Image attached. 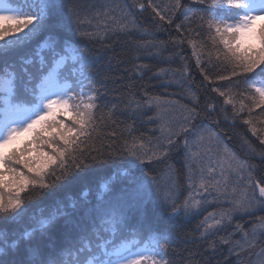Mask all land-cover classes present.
Instances as JSON below:
<instances>
[{
    "label": "snow or ice",
    "instance_id": "1",
    "mask_svg": "<svg viewBox=\"0 0 264 264\" xmlns=\"http://www.w3.org/2000/svg\"><path fill=\"white\" fill-rule=\"evenodd\" d=\"M199 2L207 5L206 21L204 15L200 18L206 23L215 53V61L210 52L204 64L202 53H196L193 45L204 80L212 82L213 70L221 81L243 77L253 104L264 110V0ZM180 6V0H175L174 7ZM138 7L146 10L143 3ZM147 7L161 21L166 20L152 0ZM85 25L95 30L89 31ZM181 27L177 25V30ZM109 31H137L153 37L147 30L141 31L134 18L128 14L117 18L116 10L99 0L87 6L80 0H0V221L19 222L26 215L30 221L21 231L0 228V264H168L165 257L179 238V223L200 210L203 198L197 197L201 190L228 195L227 181L212 183L203 175L200 147L204 133L210 132L209 139L218 141L217 134L204 128L197 139L189 140L200 116L195 106L185 108L181 120L175 121L169 115L174 102L150 97L144 106L137 104L133 115L141 107L159 109L150 118L160 121L161 135L155 143L149 141L146 146L142 138H133L119 152L96 147L101 135L98 128L104 120L101 116L98 123L97 117L102 93L95 76L100 70L97 58L76 45L73 38L103 39ZM41 35L43 38L29 49ZM144 46L156 47L149 41ZM167 74L159 70L155 75ZM212 91L226 97L225 104L232 102L218 86ZM112 114L110 109L109 120ZM109 135L114 138L116 133ZM181 136L188 187L196 191V195L190 191L182 203L171 169L164 183L144 172L148 165L165 161L179 148L177 138ZM117 158L122 162L98 182L94 197L88 188L77 196L61 195V190L78 182L86 170H103ZM228 164L241 179L251 170L246 161L234 155ZM220 166L223 172V164ZM207 171L212 174L215 168L209 165ZM253 188H258V195L253 190L251 195L241 193L238 199L233 189L234 198L229 201L233 212L250 213L257 204L264 208V186ZM43 197L50 198L49 202L29 214V203ZM149 206L155 220L163 219V224L153 226L148 221ZM225 217L231 221L228 213L213 223L206 217L201 222V237L218 231ZM240 230L237 225L236 231ZM221 243L230 244L231 253L248 251L255 257L249 264H264V247L252 252L264 243V217L243 231L242 242L222 239Z\"/></svg>",
    "mask_w": 264,
    "mask_h": 264
},
{
    "label": "trees",
    "instance_id": "2",
    "mask_svg": "<svg viewBox=\"0 0 264 264\" xmlns=\"http://www.w3.org/2000/svg\"><path fill=\"white\" fill-rule=\"evenodd\" d=\"M89 2L97 0H80L84 6ZM99 2L107 3L114 8L117 18L128 14L130 19L134 18L137 25L141 26V31L147 30L153 37L141 36L137 31L131 33L109 31L103 39L73 38L76 45L97 58L96 68L100 70L99 75L95 76L98 82L96 86L102 93L97 117L98 123L99 117L103 116L104 120L98 128L101 135L96 140V147L103 146L105 152L109 150L119 152L125 142H131L133 138H142L146 146L149 141L155 143L161 135L160 121H153L150 118L156 116L159 109L153 107L148 111L146 107H141L133 115V109H136L137 104L144 106L150 97H161L164 101L174 102L169 115L175 121L181 120L185 108L195 106L200 116L194 122L196 128L188 134L189 140L197 139L204 128L217 134L218 141L209 139L210 132L204 133L200 147L204 153L203 175L212 183L217 180L227 181L228 195L218 196L215 191L210 190L209 194L201 190L197 197L203 198L198 214L179 223L176 233L179 238L169 248L165 259L168 264H249L255 257L250 256L248 251L231 253L229 251L231 245H225L221 241L230 239L233 243L242 242L243 231L251 229L253 224H259L260 218L264 217V208L258 204L254 211L243 213L233 212V206L229 203L234 198L233 189L236 190L235 198L238 199L241 193L247 192L251 195L253 190L258 195V188L254 189L253 186L256 184L264 186V143H261L264 140V110L253 104L243 77L221 81L216 79V71L213 70L210 74L212 82H209L201 75L193 45L196 46V53H202L200 57L202 63H208L210 52L215 61V53L205 23L207 5L200 3L199 0H180L181 6L177 9L174 7L175 0H152L166 16V20L161 21L152 9L147 7L148 0H99ZM141 3L145 4L146 10L138 7ZM201 15H204L205 21L201 20ZM169 19L171 23L167 22ZM177 25L182 26L179 31ZM85 27L89 31L95 30L88 25ZM42 38V35L37 37L28 46L29 49L35 47ZM145 41L156 47L144 46ZM159 70H166L168 74L158 77L155 74ZM100 81L103 83H99ZM217 86L220 91L228 93L227 98L231 99V103L225 104L226 97L212 91L213 87ZM194 101L197 103L194 104ZM209 104L213 105L212 110L208 109ZM110 109L113 110L111 120L107 118ZM141 112L144 114L141 115ZM245 120L249 123H244ZM113 131L116 133L114 138L109 135ZM177 139L181 146L171 152L165 161L148 165L144 172L147 177H155L164 183L171 169L178 180V194L182 203L190 191L193 195H196V191L188 187L186 178L188 170L185 168L186 158L182 147L184 137ZM193 151L196 149L193 148ZM232 155L239 161H246L250 166L251 170L243 173V179L229 168L228 161ZM121 162V158H117L112 164L103 166V170H86L78 182L61 190V195L66 192L77 196L82 189L88 188L94 197L98 182L108 176L115 165ZM209 165L215 168L212 174L207 171ZM232 166L235 167V162ZM199 175L200 170L197 169V184L200 182ZM49 199L48 197L34 199L28 205L29 214L43 207ZM224 213L231 215V221L225 217L222 225L218 226V231L207 238H202L201 222L207 217V222L213 223L214 219H221ZM148 221L153 226L165 222L163 219L155 220L151 206L148 209ZM29 222L27 215L19 222L5 219L0 221V228L9 232L21 231L30 225ZM237 225L241 226L240 231H236ZM261 247H264V243L258 244L252 252L259 251Z\"/></svg>",
    "mask_w": 264,
    "mask_h": 264
},
{
    "label": "rangeland",
    "instance_id": "3",
    "mask_svg": "<svg viewBox=\"0 0 264 264\" xmlns=\"http://www.w3.org/2000/svg\"><path fill=\"white\" fill-rule=\"evenodd\" d=\"M28 224H30V222Z\"/></svg>",
    "mask_w": 264,
    "mask_h": 264
}]
</instances>
